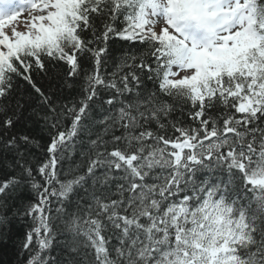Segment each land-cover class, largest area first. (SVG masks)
<instances>
[{"label": "snow or ice", "instance_id": "1", "mask_svg": "<svg viewBox=\"0 0 264 264\" xmlns=\"http://www.w3.org/2000/svg\"><path fill=\"white\" fill-rule=\"evenodd\" d=\"M46 59L83 74L77 100L38 85ZM18 80L53 129L33 168L0 108L21 170L0 181V226L34 193L25 264H264V0H0V103Z\"/></svg>", "mask_w": 264, "mask_h": 264}, {"label": "trees", "instance_id": "2", "mask_svg": "<svg viewBox=\"0 0 264 264\" xmlns=\"http://www.w3.org/2000/svg\"><path fill=\"white\" fill-rule=\"evenodd\" d=\"M123 51H127L126 45L116 40L109 43V50L112 57L119 59ZM46 68L44 71H34L33 78L39 86L53 100L59 103H70L77 100L81 95L83 74L80 77L68 76V67L63 62L45 61ZM112 61H109L108 70L111 71ZM82 67L85 72L91 71V58H83ZM108 94L104 93L100 101L97 103V109L102 111L101 104L107 99ZM17 102L23 107L17 108ZM8 105V115L13 111L17 113L19 119L16 126L10 129L7 135H28L35 142V145L29 146L27 155L33 168L45 158L46 146L53 134V129L46 125L42 119L43 113L46 111L41 104L38 96L31 89L30 85L25 81H17V88L14 90L9 101L0 103V108H4V104ZM179 112L176 113V116ZM174 116L173 118H176ZM4 113L0 111V121H3ZM4 134L2 126H0V135ZM12 152L5 149L0 142V181L8 179L10 176L19 177L21 170L11 166ZM77 163H82L79 156L73 158ZM38 179V177H37ZM34 200V193L25 184L18 190L16 199L14 200L15 209L20 210V214L12 215L9 213V222L7 226H0V264H25L28 253L22 252V244L25 240L27 232L30 230L31 221L22 215L23 209L28 203ZM64 241L60 237V244L57 245L55 254H59V248Z\"/></svg>", "mask_w": 264, "mask_h": 264}, {"label": "rangeland", "instance_id": "3", "mask_svg": "<svg viewBox=\"0 0 264 264\" xmlns=\"http://www.w3.org/2000/svg\"><path fill=\"white\" fill-rule=\"evenodd\" d=\"M24 30L23 16L19 18V29Z\"/></svg>", "mask_w": 264, "mask_h": 264}]
</instances>
